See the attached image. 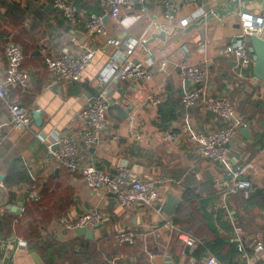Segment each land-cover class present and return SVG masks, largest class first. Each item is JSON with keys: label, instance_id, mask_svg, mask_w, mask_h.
Returning a JSON list of instances; mask_svg holds the SVG:
<instances>
[{"label": "crops", "instance_id": "0c3cea01", "mask_svg": "<svg viewBox=\"0 0 264 264\" xmlns=\"http://www.w3.org/2000/svg\"><path fill=\"white\" fill-rule=\"evenodd\" d=\"M11 1L19 5L23 15L19 25L0 27V78L6 67L2 44L7 36H12L22 48L29 84L25 89H6L5 97L0 99V173L6 177L20 170L26 180L6 186L14 195L10 202L8 197L9 203H16L19 196L24 197V203L19 215L0 207L1 222L4 217L13 216L11 229L3 227L0 233V264H35L30 250L43 264H165L166 255L173 264H199L194 256L196 245L186 251L178 239L179 229L172 224L175 207L187 190L197 207L202 200L211 199L207 209L225 212L222 220L232 230L220 228L221 233L231 231L232 239L242 240L246 233L233 217L240 214L243 228L259 230L261 235L264 210L243 209V199L249 193H228L227 184L232 180V170L239 168L240 176L251 182L249 192L264 191V88L253 76L252 65L241 67L221 50L239 38V11L264 15V0H244L223 16L220 11L228 7L230 0L177 1L172 20L164 17L159 1L148 3L145 11L123 10L111 15L101 7L95 8V0H84L82 8H94L103 14L107 36L132 46L133 61L145 62L147 52L152 53L151 77L133 82L110 79L106 63L114 48L105 43V36L87 35L82 22L71 27L48 0ZM182 19L187 20L184 26L180 25ZM158 24L169 30L163 39L147 43L152 30L158 32ZM261 36L264 38V28ZM64 48L76 54L90 50L93 57L81 80L51 85L44 57L57 55ZM182 63L206 68L213 91L231 100L245 122L235 129L225 162L197 155L177 130L178 121L185 115L203 132L214 131L223 124L201 105L188 112L184 109L181 96L190 83L178 74ZM102 80L104 86L97 89ZM100 90H105L109 99L106 124L97 143L81 146L78 157L93 161L106 173L114 174L127 167L141 180L151 179L163 195L158 203L144 206L137 202L121 208L110 194L90 188L82 176L52 161L56 147L49 149L47 145L62 135L74 138L86 127L79 113ZM150 96L159 100L156 106L149 102ZM11 102H18L29 113L31 123L26 129L13 127L8 110ZM171 108L175 111L173 119L168 113ZM35 109L41 112L38 123L32 115ZM159 109L164 112L162 119ZM242 127L248 129L251 138L241 133ZM168 195L178 200L170 214L164 209ZM37 199V209L31 206L33 215L24 216L25 203ZM94 207L106 216L100 227L93 230L92 239L77 235L75 229L64 228L59 220L61 215L75 218ZM246 214L253 217L247 219ZM29 224L35 225L42 240L36 248H31L24 238ZM123 227L135 230L133 244L117 245L113 241L114 232ZM246 236L253 242L252 233Z\"/></svg>", "mask_w": 264, "mask_h": 264}, {"label": "built area", "instance_id": "2783aa9c", "mask_svg": "<svg viewBox=\"0 0 264 264\" xmlns=\"http://www.w3.org/2000/svg\"><path fill=\"white\" fill-rule=\"evenodd\" d=\"M53 9L59 12L71 26H75L84 19V29L89 36H105V43L111 45L114 51L109 55L106 69L110 73V79H122L133 82L139 79H148L152 75L151 52L145 62L133 61L130 58L132 46L124 43L119 38L107 36L103 14L91 13L85 16L83 9L77 7L70 0H48ZM159 1L163 4L164 17L168 20L174 18L177 1L195 3L198 0H99L101 8L107 14L117 15L123 10L139 9L145 11L148 3ZM240 35L235 41L226 44L221 52L223 55L235 59L241 67L249 68L253 64L252 54L248 50V39L252 34L261 35L264 28V15L250 14L239 11ZM187 24L186 19L180 21V25ZM200 48L204 49L203 44ZM3 56L6 67L0 78V99L5 97L6 89H25L29 84V74L22 67L23 51L10 36H7L2 44ZM93 57V52L84 50L78 54L68 48H64L57 55L47 54L44 63L49 74L50 84H67L81 80L83 73ZM180 77L190 83L188 89L181 96V103L188 112L189 109L201 105L206 110H211L222 121V126L211 132H203L194 127L189 116L185 115L177 123L179 134L185 136L192 151L201 157L216 162H225L229 154V143L233 138L235 129L244 126L245 122L237 115L234 104L227 97L217 94L209 84L206 68L203 66L182 63L178 66ZM149 102L156 106L159 100L150 96ZM109 99L105 90H100L98 96L91 99L79 113V117L86 122V127L74 138L64 135L59 136L53 143L47 145L52 152V161L57 166L66 168L70 173L82 176L87 185L92 189H100L110 194L121 208H129L139 202L144 206L158 203L163 195L151 179L141 180L134 176L127 167H121L114 174L106 173L96 167L93 161L85 162L78 157L81 146H90L97 143L101 129L106 124V113ZM10 121L17 130L26 129L31 118L26 109L18 102L8 104ZM186 112V114H187ZM133 118L129 119V126L133 125ZM40 137V136H39ZM42 139V137H40ZM251 182L240 176V169L232 170V180L227 184V192L242 191L245 196L251 189ZM105 213L97 208H90L75 218L61 215L59 220L66 229L79 227H100L105 218ZM117 245H131L136 239V232L130 227L116 230L112 236ZM178 239L187 247H194L196 240L185 234L178 233ZM239 248L247 264L252 261H264V243L260 233L253 235L254 249L252 255H247L242 245V240L237 238ZM201 264H222L217 258L207 253L200 260ZM191 264H193L191 262Z\"/></svg>", "mask_w": 264, "mask_h": 264}, {"label": "trees", "instance_id": "16d2710c", "mask_svg": "<svg viewBox=\"0 0 264 264\" xmlns=\"http://www.w3.org/2000/svg\"><path fill=\"white\" fill-rule=\"evenodd\" d=\"M28 3L30 1H38V0H26ZM77 7H81L84 0H70ZM95 8H99L100 3L99 0H95ZM51 5V4H50ZM52 7V6H51ZM53 9V8H52ZM81 9L85 10V16L90 15L91 13L100 14L99 9H89L86 6L81 7ZM55 10V9H54ZM23 15V11L20 10L19 5L16 2L11 0H0V27L9 21V24L13 26H17L21 23L20 17ZM61 15V14H60ZM62 16V15H61ZM65 20V18L62 16ZM66 21V20H65ZM83 24L84 19L79 21V24ZM74 27V26H73ZM1 36H3L0 33ZM15 41V40H14ZM22 67L23 63H22ZM160 105V104H159ZM174 109H170L168 113L170 114V119L174 118ZM160 118H164L163 110L159 109L158 111ZM26 180V177L23 176L20 170H15L14 172L8 173L4 179V185L9 187L11 184H15L17 182H23ZM43 193V190L41 191ZM13 194L9 192V202L13 198ZM192 193L190 191H186L183 195V200L177 204L175 207V212L172 217V224L175 225L179 229V233H185L196 240V247L194 256L196 260L201 264L200 260L205 257L207 253L214 255L218 261L222 264H247L246 260L241 257V250L239 248L238 242L233 238V233H221V229L232 230V226L227 223V221L222 220V217L225 215V212L222 209H216L214 213L213 208L207 209V206L212 201L211 199H205L200 202L198 207L192 201ZM243 209L246 211L253 208H258L259 210H264V191L256 190L249 192V195L243 199ZM39 201L29 200V203H25L24 207V216H32L33 211H31L32 207L37 209ZM31 204V205H29ZM32 206V207H31ZM3 209H5L3 207ZM7 210V209H6ZM50 216V215H49ZM12 217L8 216L4 217L1 222L0 219V233L3 231V227L6 226L10 228L12 225ZM233 217L236 219V224L241 227L247 235L255 234L259 230L246 231L243 228L242 224V215L234 214ZM239 219V220H238ZM44 222V220H42ZM40 222V223H42ZM18 221L15 222V227H17ZM218 224V226H217ZM261 238L264 243V227L261 228ZM243 235L242 237V245L245 248L247 255H252L254 249V243L251 239ZM24 238L27 240L28 245L32 248H36L37 245L42 241L41 237L38 234V230L34 224H29L28 228L24 233ZM249 264H264V261L257 260L252 261Z\"/></svg>", "mask_w": 264, "mask_h": 264}, {"label": "water", "instance_id": "95a60500", "mask_svg": "<svg viewBox=\"0 0 264 264\" xmlns=\"http://www.w3.org/2000/svg\"><path fill=\"white\" fill-rule=\"evenodd\" d=\"M243 1L244 0H230V2L228 3V7L223 11H220L219 15L223 16L226 13L233 12L237 4ZM214 13L217 12L214 11ZM156 27L158 28V32L156 33L155 31L152 30L151 38L147 41V43L153 41L155 38L163 39L165 36V32L169 30L168 27L162 26L160 24L156 25ZM248 43H249L248 50L252 54V58H253V64L251 69L252 74L257 80L260 81L261 86L264 88V38L261 35L252 34L249 36ZM103 86H104V81L102 80L101 84L98 85L96 88L99 89L102 88ZM97 96L98 93H96L94 97ZM207 113H209L210 115H215V113L211 110H207ZM32 115L33 118L36 120V123H38L41 120L40 111H37L35 109L32 111ZM241 133H243L246 137L251 138V135L248 133V129L246 127L241 128ZM4 179H5L4 174L0 173V207H4L5 209L11 211L15 215H19L22 213L24 197L19 196L18 201L16 203L14 204L9 203L8 202L9 192L7 191V188L3 183ZM176 203H178V200L168 195L164 208L165 212L170 214L173 210L174 204ZM75 233L77 235L85 236L88 239L93 238V230L91 228L79 227L75 229ZM185 249L186 251H188L189 247L186 246ZM30 253L32 254L35 264H43L36 253H34L32 250H30ZM164 261L165 264H173L171 261V257L168 255L164 257Z\"/></svg>", "mask_w": 264, "mask_h": 264}, {"label": "rangeland", "instance_id": "374dc122", "mask_svg": "<svg viewBox=\"0 0 264 264\" xmlns=\"http://www.w3.org/2000/svg\"><path fill=\"white\" fill-rule=\"evenodd\" d=\"M23 1H25V0H23ZM6 22H8V21H6ZM4 25H6V27L9 25V23H4ZM12 25V24H11ZM6 39V38H5ZM11 39H12V36H11ZM14 41V40H13ZM15 42V41H14ZM246 217H247V219H249V218H252L253 216H251L250 214H246Z\"/></svg>", "mask_w": 264, "mask_h": 264}]
</instances>
